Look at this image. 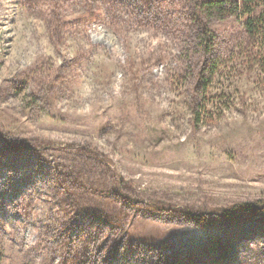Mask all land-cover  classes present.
I'll list each match as a JSON object with an SVG mask.
<instances>
[{
    "label": "rangeland",
    "instance_id": "rangeland-1",
    "mask_svg": "<svg viewBox=\"0 0 264 264\" xmlns=\"http://www.w3.org/2000/svg\"><path fill=\"white\" fill-rule=\"evenodd\" d=\"M160 16L113 28L97 0H0L2 264H264L258 220L147 205L264 201V91L228 80L231 107L195 126V74Z\"/></svg>",
    "mask_w": 264,
    "mask_h": 264
},
{
    "label": "trees",
    "instance_id": "trees-1",
    "mask_svg": "<svg viewBox=\"0 0 264 264\" xmlns=\"http://www.w3.org/2000/svg\"><path fill=\"white\" fill-rule=\"evenodd\" d=\"M98 1L113 28L124 13L147 26L154 21V11L160 12V27L184 43L181 58L187 62L190 73L195 74L188 78L193 87L191 111L195 126L220 114L217 111L231 107L233 102L225 93L228 80H233V83L242 79L254 81L264 91V0ZM96 18L98 15L92 16V19ZM229 22H233L232 32L225 36L220 34L216 26ZM216 88L218 91H214ZM113 182L114 190L123 192L125 181L115 177ZM147 205L155 211L174 210L184 217L208 220L214 224L225 225L246 218H254L264 224V201L237 203L207 211L193 207L172 209L170 204L157 199H150ZM96 255H89L84 263L97 264ZM3 259L4 250L0 246V264ZM108 263L106 259L102 264Z\"/></svg>",
    "mask_w": 264,
    "mask_h": 264
},
{
    "label": "clouds",
    "instance_id": "clouds-1",
    "mask_svg": "<svg viewBox=\"0 0 264 264\" xmlns=\"http://www.w3.org/2000/svg\"><path fill=\"white\" fill-rule=\"evenodd\" d=\"M90 35H94L91 30H90Z\"/></svg>",
    "mask_w": 264,
    "mask_h": 264
}]
</instances>
